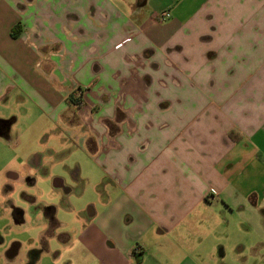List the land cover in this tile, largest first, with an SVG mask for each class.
I'll use <instances>...</instances> for the list:
<instances>
[{
  "label": "crops",
  "instance_id": "crops-1",
  "mask_svg": "<svg viewBox=\"0 0 264 264\" xmlns=\"http://www.w3.org/2000/svg\"><path fill=\"white\" fill-rule=\"evenodd\" d=\"M121 1L0 0V101L16 89L49 131L82 130L100 176L87 210L68 202L61 175L59 201L41 200L31 190L49 171L26 139L38 130L0 115V137L19 133L20 152L0 194L2 264H207L222 197L264 218V0H162L148 15L149 0ZM151 83L174 96L151 102ZM172 103L186 110L147 114Z\"/></svg>",
  "mask_w": 264,
  "mask_h": 264
},
{
  "label": "rangeland",
  "instance_id": "rangeland-1",
  "mask_svg": "<svg viewBox=\"0 0 264 264\" xmlns=\"http://www.w3.org/2000/svg\"><path fill=\"white\" fill-rule=\"evenodd\" d=\"M110 1L114 4H118V6L129 5V3H124L121 0ZM131 1L130 4H132ZM161 1L162 0H149L146 7H144L143 13L148 15L152 12H160L162 10V6H159ZM127 12L129 11H127L125 7L124 13L125 16L128 17L129 15ZM238 58H240L239 61L244 63V59L242 57H236L237 63L239 62ZM146 67L148 66L146 65ZM175 71L179 77L182 74V85L185 84L188 87L189 84L190 87H194V89L190 88V91L199 87L196 73H187L186 77V74L182 73L181 69L176 68ZM168 75H170V73H168ZM154 91H157L156 85L155 83H151L149 87V96L155 95L154 98H150L152 99L151 102L155 99V104L160 99L164 98L163 100H165L166 98L169 99L171 96H174L173 86L163 87L154 95L150 94ZM157 104H159V102ZM206 106V103H204L205 108ZM163 107L158 108L155 105V110L157 112L153 111L152 113L147 114H153V117L160 116L162 119H165L170 114L181 111L180 107L186 110L184 105L175 103H172L170 106L162 109ZM195 109L196 107L189 110V112H193ZM37 111L38 109L35 108L31 100L16 89L9 91L6 98L3 101H0V115L10 116L11 114H14L19 118L21 117L20 121L14 123L13 130L20 132L22 129L21 127H25L27 124L30 125L31 121L33 122L32 125L26 127L32 126L33 129L38 130L37 133L35 132L34 134L28 135L26 139L31 140L30 143L35 145L32 148L40 151L42 156L45 157L44 162L48 168L49 177L47 181H39L36 185H34V189L31 191L38 195L43 201H48L50 199L49 196L51 195V192H53L55 196L54 201H59L58 191H60V189H55L53 187V181L55 176H64L67 182L74 186L75 190L73 195L67 197L68 202L71 201V203L77 208L87 210L89 202L97 197L94 187L96 182H99L100 178L87 154L86 148L88 147L86 142L88 141V136L85 135L84 137V132L82 130L76 133H69V135L64 134L63 131L61 132L59 129H56V131H49V129H51V121H49L46 117L43 120H33V115L35 116ZM85 128L87 133L90 135V131L87 126H85ZM16 134L19 133L12 131V135L9 137H0V194L4 193L7 189L6 185L9 182L8 178H10L11 174L9 172L11 164L13 163L15 157L20 154L19 149L16 147L17 145H15L16 141L14 139ZM90 137H92V135H90ZM19 143L20 145L24 143L23 136H20ZM260 159V163L264 165V157H261ZM76 166L80 167L79 175L84 178L82 182H74L72 180V172ZM263 184L264 182L261 183L260 186ZM248 185L249 184L247 183L244 186ZM82 190L83 193H81ZM234 197L235 195L231 199L222 197L219 200V204L213 207L217 209L216 212L219 219V226L213 241L214 248L212 257L210 258L209 256L206 263L264 264V218L262 219L261 213L255 206H253V208H250V206L239 208L238 206L232 205ZM1 201L5 202L4 199L2 200L0 198V203ZM237 201H239L238 198ZM11 202L12 201L6 203L11 205ZM6 207L7 206L4 205V203L3 205L0 204V210H4ZM1 224H5V221H0V226ZM4 245L7 246L6 244ZM5 248L6 247H0V253H3ZM219 249H222L223 255H220ZM0 264H2L1 258Z\"/></svg>",
  "mask_w": 264,
  "mask_h": 264
},
{
  "label": "flooded vegetation",
  "instance_id": "flooded-vegetation-1",
  "mask_svg": "<svg viewBox=\"0 0 264 264\" xmlns=\"http://www.w3.org/2000/svg\"><path fill=\"white\" fill-rule=\"evenodd\" d=\"M15 245L18 246V245H19V242L14 241L12 246H15ZM12 248H13V247H12ZM12 251H13V250H11L10 253H8V254L11 255V254H12ZM39 251H40V249H32L31 251H29V253H28L29 260L31 261V260H33L34 258H36V256L39 254ZM28 264H30V263H28Z\"/></svg>",
  "mask_w": 264,
  "mask_h": 264
},
{
  "label": "trees",
  "instance_id": "trees-1",
  "mask_svg": "<svg viewBox=\"0 0 264 264\" xmlns=\"http://www.w3.org/2000/svg\"><path fill=\"white\" fill-rule=\"evenodd\" d=\"M13 30H14V28L11 29V36H12V37H15L16 34L13 32ZM76 99H77V98L72 97V95H69V96H68V100H70V101H75Z\"/></svg>",
  "mask_w": 264,
  "mask_h": 264
},
{
  "label": "built area",
  "instance_id": "built-area-1",
  "mask_svg": "<svg viewBox=\"0 0 264 264\" xmlns=\"http://www.w3.org/2000/svg\"><path fill=\"white\" fill-rule=\"evenodd\" d=\"M161 17H162V18H167V17H169V12L164 11V12L161 14Z\"/></svg>",
  "mask_w": 264,
  "mask_h": 264
}]
</instances>
